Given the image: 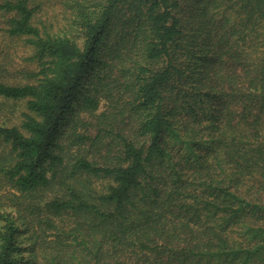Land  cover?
<instances>
[{"label": "trees", "instance_id": "obj_1", "mask_svg": "<svg viewBox=\"0 0 264 264\" xmlns=\"http://www.w3.org/2000/svg\"><path fill=\"white\" fill-rule=\"evenodd\" d=\"M35 1L0 264H264V0Z\"/></svg>", "mask_w": 264, "mask_h": 264}, {"label": "rangeland", "instance_id": "obj_2", "mask_svg": "<svg viewBox=\"0 0 264 264\" xmlns=\"http://www.w3.org/2000/svg\"><path fill=\"white\" fill-rule=\"evenodd\" d=\"M54 1L49 0L48 4H53ZM35 2H41V0H36ZM2 26L3 20L1 21L0 17V80L8 83H25L29 79H27L24 70L36 68L35 62L29 59L31 55L30 48L24 38L7 35L2 30ZM87 81L88 79L86 78L84 84ZM105 106L106 104L102 102L101 107ZM25 113H28L25 100H14L0 96V124L21 127ZM80 130H83V128H80ZM12 159L11 147L9 145H0L1 163L9 164ZM2 174L0 173V194L9 186ZM106 183V180L96 179L93 180L92 185L101 190ZM26 242L27 240L25 239L24 243Z\"/></svg>", "mask_w": 264, "mask_h": 264}]
</instances>
